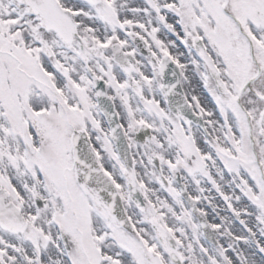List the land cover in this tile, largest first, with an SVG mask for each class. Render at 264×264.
<instances>
[{
	"label": "snow or ice",
	"instance_id": "1",
	"mask_svg": "<svg viewBox=\"0 0 264 264\" xmlns=\"http://www.w3.org/2000/svg\"><path fill=\"white\" fill-rule=\"evenodd\" d=\"M0 264H264V0H0Z\"/></svg>",
	"mask_w": 264,
	"mask_h": 264
}]
</instances>
